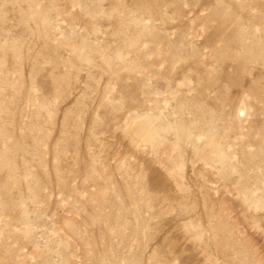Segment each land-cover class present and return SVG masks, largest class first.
<instances>
[{
    "label": "rangeland",
    "instance_id": "rangeland-1",
    "mask_svg": "<svg viewBox=\"0 0 264 264\" xmlns=\"http://www.w3.org/2000/svg\"><path fill=\"white\" fill-rule=\"evenodd\" d=\"M0 264H264V0H0Z\"/></svg>",
    "mask_w": 264,
    "mask_h": 264
}]
</instances>
